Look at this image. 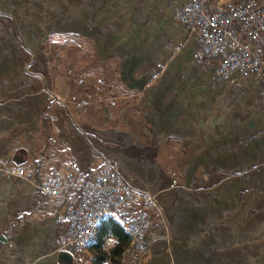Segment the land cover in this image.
<instances>
[{"label":"crops","instance_id":"0c3cea01","mask_svg":"<svg viewBox=\"0 0 264 264\" xmlns=\"http://www.w3.org/2000/svg\"><path fill=\"white\" fill-rule=\"evenodd\" d=\"M184 1L0 0V165H23L0 170V264H65V206L38 184L108 161L157 202L138 264H264L258 80L211 77L217 60L174 18ZM97 76L101 99L76 106Z\"/></svg>","mask_w":264,"mask_h":264},{"label":"built area","instance_id":"2783aa9c","mask_svg":"<svg viewBox=\"0 0 264 264\" xmlns=\"http://www.w3.org/2000/svg\"><path fill=\"white\" fill-rule=\"evenodd\" d=\"M174 18L194 32L196 58L217 60L212 78L232 81L233 75L256 74L259 102L264 107V0H241L232 5L218 0H185L174 12ZM93 80L94 88L85 90L80 98H71L76 106L101 99L103 80L98 76ZM76 81L80 83L81 79ZM50 95L53 99H61L57 93ZM106 103L113 106L114 98L107 96ZM0 170L6 176L23 175L22 164L0 165ZM38 189L65 206L60 215L66 224V233L59 242L61 249L83 244L88 238L90 222L111 216L125 229H130L135 237L134 247L124 251L122 264H136L135 257L146 246L148 209L157 204L153 194L128 185L117 172L114 161L99 165L93 177L77 172L74 163H70L66 174L51 167Z\"/></svg>","mask_w":264,"mask_h":264},{"label":"trees","instance_id":"16d2710c","mask_svg":"<svg viewBox=\"0 0 264 264\" xmlns=\"http://www.w3.org/2000/svg\"><path fill=\"white\" fill-rule=\"evenodd\" d=\"M207 61V60H204ZM254 74L249 72L246 75ZM257 77V75H256ZM258 80V96H259V79ZM175 178V176H174ZM114 239V243L108 250H104L103 246L105 242L110 239ZM129 242V235L116 219L111 216L101 218L94 229L92 238L86 244L93 253L86 259L74 257L73 262L81 264H103L106 259H109L113 264H119V255L125 249Z\"/></svg>","mask_w":264,"mask_h":264},{"label":"bare ground","instance_id":"6f19581e","mask_svg":"<svg viewBox=\"0 0 264 264\" xmlns=\"http://www.w3.org/2000/svg\"><path fill=\"white\" fill-rule=\"evenodd\" d=\"M218 1H221V3H223V4H225V5H232V4H237V3H240L241 2V0H232V1H222V0H218ZM198 59V58H197ZM212 59H215V58H212ZM199 60H201V59H199ZM210 60V59H209ZM218 79H223V78H218ZM226 80V79H225ZM123 179V178H122ZM127 183V182H126ZM128 184V183H127ZM129 185V184H128ZM132 187V186H131ZM155 198V197H154ZM156 200V199H155ZM156 204H157V202H156ZM158 210V206L156 205V207H154V208H149L148 209V212L150 213V211H152V210ZM104 217H106V216H104ZM115 219V218H114ZM100 219H93L91 222H90V226H89V231H88V238H86L85 240H84V242H83V244H87L88 243V241H90L91 240V238H92V235H93V232H94V229H95V227H96V224H97V222L99 221ZM118 223H120L119 221H118ZM121 224V223H120ZM122 225V224H121ZM122 227L125 229V227L122 225ZM148 229L149 228H147V231H148ZM126 230V232L128 233V235H129V244H128V247H127V249L125 250V251H130V249L131 248H133L134 247V244H135V237H134V234H133V232L130 230V229H125ZM147 231H146V234H145V239H146V237H147ZM146 247H147V244H146V246H145V248H144V250L139 254V255H137L136 257H135V263L136 264H138V262L140 261V257H141V255H142V253L145 251V249H146ZM122 257L124 258V252H123V254H122Z\"/></svg>","mask_w":264,"mask_h":264},{"label":"water","instance_id":"95a60500","mask_svg":"<svg viewBox=\"0 0 264 264\" xmlns=\"http://www.w3.org/2000/svg\"><path fill=\"white\" fill-rule=\"evenodd\" d=\"M56 258L65 264H72V255L66 249H60L56 253Z\"/></svg>","mask_w":264,"mask_h":264},{"label":"rangeland","instance_id":"374dc122","mask_svg":"<svg viewBox=\"0 0 264 264\" xmlns=\"http://www.w3.org/2000/svg\"><path fill=\"white\" fill-rule=\"evenodd\" d=\"M222 1H232V0H222ZM234 1V0H233ZM52 98V97H51ZM53 99V98H52ZM103 164V163H102ZM101 165V164H100ZM175 181H176V179H175ZM171 182H172V178H171ZM155 210V209H154ZM157 211V216H159V211L158 210H156ZM149 216H150V213H149ZM148 228H149V225H148ZM128 244H129V242H128ZM85 244H79V245H77V246H75V247H79V248H81V247H83ZM127 247L128 246H126L125 247V249L122 251V253H121V256H120V264H122V262H123V260H124V258L122 257V254H123V252L127 249ZM77 258H79V257H77ZM81 260H82V258H80ZM84 260V259H83Z\"/></svg>","mask_w":264,"mask_h":264}]
</instances>
